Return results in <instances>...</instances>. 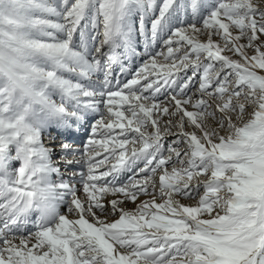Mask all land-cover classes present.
<instances>
[{"label": "snow or ice", "instance_id": "obj_1", "mask_svg": "<svg viewBox=\"0 0 264 264\" xmlns=\"http://www.w3.org/2000/svg\"><path fill=\"white\" fill-rule=\"evenodd\" d=\"M135 12L148 59L113 83ZM89 112L83 148L59 144L81 198L42 133ZM35 185L78 219L17 238ZM0 264H264V0H0Z\"/></svg>", "mask_w": 264, "mask_h": 264}, {"label": "rangeland", "instance_id": "obj_2", "mask_svg": "<svg viewBox=\"0 0 264 264\" xmlns=\"http://www.w3.org/2000/svg\"><path fill=\"white\" fill-rule=\"evenodd\" d=\"M49 3H52V4H55L57 6H59L61 0H48ZM160 2V0H158V3ZM158 11V10H157ZM91 13H89V17H90ZM139 12H135L132 16V26H133V32H132V36H131V39H132V43H133V46L135 47L136 51L139 53V55H132V58L130 60L126 59V57L124 56V54L122 52H120L121 56H122V60L121 62L126 66L127 70H128V74L127 76L125 77H122L120 79V81H126L127 79H130L131 78V73L135 72L136 69L146 60L148 59L147 56H145L143 53H144V48H143V43H142V37L140 36V33H139ZM189 22H190V14H189ZM87 23L88 24V28L86 30V39L88 41V44L90 46V49L92 51H94V48H95V45L99 44L100 42V39H102V36H99L97 37L95 40L92 39L93 36H96V30H94L92 27H91V22H90V19L88 20H84V21H81V25L80 27H83L84 24ZM148 26L150 27V20L148 21ZM101 29H102V26H101ZM204 37H201V39H203ZM74 42L76 43V49L77 50H80L79 48V45H80V35H79V29L77 30V32L74 34ZM119 50H122L124 52V48L121 46V47H118ZM159 47H157V51H159ZM105 51H107V49L105 48ZM102 61H108V57H102L101 58ZM115 74V72H114ZM65 75H68V74H65ZM95 76L93 75V80H95L94 78ZM69 78H72L74 79L73 77H69ZM53 99H56V98H53ZM57 100V99H56ZM91 112L87 113V114H90ZM165 119H167L165 117ZM95 123V121L93 122ZM90 129H91V125H90ZM173 131H175V129H173ZM52 134V133H51ZM46 136H44V133H42V140L45 144V146L47 147H50L51 149H53V153H52V157H53V160H55V158H59L62 154L60 153V150H59V140H56L58 137H56V139H49V136L48 134H45ZM90 135H91V132H90ZM53 136V135H52ZM89 137V136H88ZM46 139H49V140H46ZM61 139V142L64 141L62 138H59ZM88 139V138H87ZM86 139V140H87ZM97 139H99V137H97ZM172 139V137H167L165 139V144L167 145L168 142H170V140ZM86 140L84 142H86ZM82 142V148H83V143ZM58 148V150H57ZM14 153V151H13ZM79 155V154H77ZM98 159H103V156L101 155L100 157H98ZM15 161V160H14ZM57 161V160H56ZM16 162V163H15ZM13 162V160L11 161V163H14L15 164V168H17L19 165L17 164V161ZM63 164V163H61ZM74 166L76 165H73L69 168V170H66L68 167L67 166H64V164L60 167V179H65V181H69L70 183L72 184H75L76 187H77V195L79 197H83L84 196V193L83 191H80V188H81V185L79 183V180H76L74 177H73V180H69V175L66 176L65 175V170H66V173L67 174H70L72 176H78V173L84 169H81V170H74V169H71V168H75ZM142 166V165H141ZM72 170V171H71ZM76 172V174H75ZM78 172V173H77ZM126 173V177L124 179L123 175H125ZM122 175V178H121V175H120V180L123 181V180H126L128 178L129 175H131L130 172H124V174ZM55 176V175H54ZM54 176L52 177L53 180H55ZM79 179V177H77ZM203 191V189H201V192ZM82 195V196H81ZM66 199H70V197H66ZM145 199H148V197L146 196H143L141 195L137 201V203H139L140 201H143ZM182 203L184 204H191V203H194V201H191V200H187V199H183L181 200ZM105 203V201H104ZM123 207H125L126 209H134L135 205L131 202H128L126 204L123 205ZM99 215V213H98ZM91 222H93L92 218L91 217H88ZM103 218V217H101ZM117 217L116 216H109L107 217V220L108 221H114ZM206 218V217H205Z\"/></svg>", "mask_w": 264, "mask_h": 264}, {"label": "bare ground", "instance_id": "obj_3", "mask_svg": "<svg viewBox=\"0 0 264 264\" xmlns=\"http://www.w3.org/2000/svg\"><path fill=\"white\" fill-rule=\"evenodd\" d=\"M81 82H84V83H87V81H81ZM114 83V82H113ZM53 98H56L57 100L59 99L58 97H53ZM92 113V112H91ZM83 118V117H82ZM44 133V135L45 134H47V133H45V132H43ZM51 134V133H50ZM49 134V135H50ZM52 135H53V133H52ZM46 136V135H45ZM76 136V135H75ZM43 137V136H42ZM53 136H50V138L49 139H53L52 138ZM56 137V136H55ZM54 137V139H56ZM77 138V137H76ZM49 139H46V140H49ZM56 140H59V142L61 141V139H59V138H57ZM74 145V144H73ZM74 147H78L76 144L74 145ZM50 148V147H49ZM59 148V147H58ZM58 148H57V150H58ZM14 151V150H13ZM54 152V151H53ZM13 155H14V153H13ZM52 159H53V157H52ZM13 160V162H15V161H17V164L19 165L20 164V161L19 160H17V159H10L9 161H8V167L10 168V169H15V164L14 163H11V161ZM15 160V161H14ZM57 160V161H56ZM53 161H55L56 162V166H58L59 168L63 165V164H61V162H60V157L57 159V158H55V160H53ZM16 163V162H15ZM65 166V165H64ZM78 168H81L82 167V165H76ZM76 166H74L75 168H76ZM69 168L70 167H68L66 170H69ZM71 169H73V168H71ZM66 170H65V175L66 176H68V177H71L72 175H70V174H67L66 173ZM72 171V170H71ZM78 173V172H77ZM75 174H76V172H75ZM60 177V176H59ZM72 177H74L76 180H79L77 177H79V176H72ZM121 178H122V175H121ZM120 179V178H119ZM55 180H57V179H55ZM62 180H65L64 178L62 179ZM59 181V180H58ZM80 191H83L82 190V186H81V188H80ZM82 196V195H81ZM83 198V197H82ZM108 199H111V196H109V197H107L106 199H105V204H106V206H109L110 207V205H107V200ZM60 212H61V214H66V217H67V219H69V220H76V219H78V216L76 215V214H68L67 213V203H64V204H62L61 205V208H60ZM35 213H33L32 214V216H31V221L33 222V224H34V221H35ZM87 219H89L88 217H86ZM89 222H91V220L89 219ZM34 231H36V228H35V226L34 225H31L30 223H28L27 225H25V226H23V230H22V232L20 233V234H18V235H16L15 233H11V235H15L17 238H19L20 236H25V237H27V236H29V234H30V232H34ZM14 243H19V239H17L16 241H14ZM32 243H34V241H32ZM31 246V243L29 244V247Z\"/></svg>", "mask_w": 264, "mask_h": 264}, {"label": "clouds", "instance_id": "obj_4", "mask_svg": "<svg viewBox=\"0 0 264 264\" xmlns=\"http://www.w3.org/2000/svg\"><path fill=\"white\" fill-rule=\"evenodd\" d=\"M53 182H55L53 180ZM34 192L33 197L26 198L31 214L35 213L36 217L44 216L51 218L60 213L61 205L57 202V207L52 208V201L48 198V193L42 192L39 185L33 186L31 189Z\"/></svg>", "mask_w": 264, "mask_h": 264}]
</instances>
